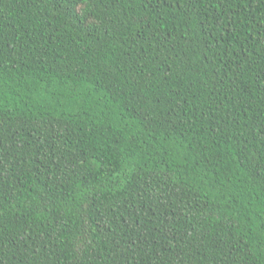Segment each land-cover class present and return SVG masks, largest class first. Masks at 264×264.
<instances>
[{
  "label": "trees",
  "instance_id": "trees-1",
  "mask_svg": "<svg viewBox=\"0 0 264 264\" xmlns=\"http://www.w3.org/2000/svg\"><path fill=\"white\" fill-rule=\"evenodd\" d=\"M0 264H264V0H0Z\"/></svg>",
  "mask_w": 264,
  "mask_h": 264
}]
</instances>
